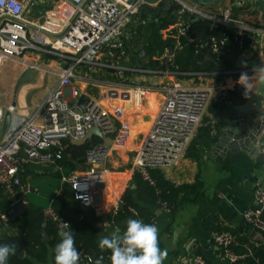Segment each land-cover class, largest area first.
<instances>
[{
	"label": "built area",
	"instance_id": "built-area-1",
	"mask_svg": "<svg viewBox=\"0 0 264 264\" xmlns=\"http://www.w3.org/2000/svg\"><path fill=\"white\" fill-rule=\"evenodd\" d=\"M146 1L0 0V67L14 60L24 65L25 69L40 72L43 68L38 58L50 57L57 67L50 68L49 75L58 77L56 85L36 107L32 116L26 117L19 112L18 107L14 108L9 94L6 105L0 101V186L11 207L19 202L25 203L30 194V187L23 183L21 177L29 165H55L63 159L65 141H86L93 131H99L104 143L93 147L87 155V165L92 169L83 175L74 173L63 177V183L72 188L75 199L82 206L99 210L102 207L100 186L105 189L110 184L106 168L101 167L113 151H127L131 147L133 131L128 119V108L136 104L140 97L146 99L153 92L166 90L165 102L139 147L133 164L142 178L152 186H155V182L150 170L163 171L180 163L212 104L238 109V100L231 98L226 91L211 87H188L176 80L164 88L159 85L139 87L112 84L105 95L107 105L89 97L84 108L77 106L81 98V91L74 86V80L80 81L77 71L84 67L114 68L102 61L114 57L116 51L125 48L127 28L132 18L148 5ZM168 1L175 6L176 21L163 30L174 46L165 44L168 48L160 53V60L167 67L158 73L162 76L174 79L185 76L191 80H201L213 75L207 72L182 73L171 69L178 51H183L184 43L194 42L191 19H198L201 24L210 27L207 38L203 39L204 43L195 46L197 53L209 47L212 57L217 61L234 50L244 52L247 46L264 37L261 17L252 24L234 14L233 9L243 8L246 1H237L234 6L220 9L205 8L192 0ZM258 72L262 73L264 69ZM7 112L11 113V122L1 138ZM39 120H42L40 125ZM235 124L244 132H249L250 126L245 117H238ZM107 140H111L109 146ZM254 195L257 208L248 210L244 219L264 236V185L258 186ZM44 216L46 221L55 223L59 230L63 227L62 222L70 227V223L52 208L47 209ZM0 219L7 222L4 215H0ZM152 224L156 225V221ZM212 240L226 251L233 263L242 262L252 255L250 249L247 254L236 255L233 248L240 246V241L229 233L215 231ZM78 252V264H95L94 257L84 250ZM194 264L208 263L204 257L197 256Z\"/></svg>",
	"mask_w": 264,
	"mask_h": 264
},
{
	"label": "crops",
	"instance_id": "crops-1",
	"mask_svg": "<svg viewBox=\"0 0 264 264\" xmlns=\"http://www.w3.org/2000/svg\"><path fill=\"white\" fill-rule=\"evenodd\" d=\"M237 1L247 2L243 8H236L240 15H245L246 10H251L255 20L261 17L258 13L257 0H222L218 6L213 8H228L234 6ZM240 54L234 71L224 75L211 72L213 75L209 78L201 80L199 78L195 80L187 79L186 82L180 81L178 78H168V76L161 77L162 79L149 76V83L153 82V85H159L161 88L171 86L176 80L188 87H211L228 93L236 92L239 95L246 93L247 95L244 102L237 101L239 103L238 109L220 106L210 107L205 117L206 120L204 119L200 129L204 127L208 130V133L211 132L213 143L207 145L206 148L205 140L201 136H196L195 143L187 150L180 163L161 171L164 177L178 190L179 194L174 210L167 211L164 208L155 211V221L159 230V247L162 251L167 250L168 253L163 264H194V259L197 256L204 257L208 264H232L233 261L227 257L226 251L218 247L212 240V234L215 231L229 233L240 241V246L233 248L236 255L247 254L249 249L252 251L250 245L258 247L263 244L264 236L258 231L261 238L255 240L252 238L256 230L246 223L244 215L248 210L257 208L254 195L255 189L264 185V139L260 140L258 144L261 155L258 154L257 156H250L247 153L231 156L228 154L227 151L230 150L227 148V151L222 149L213 150L219 137L227 130L239 127L235 124L238 117L243 116L247 119L250 115L256 116L263 110L262 108L258 111H247L245 113L239 111L246 108L247 105L255 106L252 101L257 98L260 86L264 83V72H258V70L264 69V37L255 41L253 45L247 46L245 51ZM102 62L103 64H109L107 58H104ZM50 68L55 69L53 66H50ZM109 69H90L88 67L79 69L77 73L80 81L74 80V86L81 91V97H93L99 99L102 104L107 105L105 95L112 84L150 87L147 79L125 82L108 80L107 77L111 73ZM242 74L247 76V80H240ZM37 77L40 80L39 82L35 81ZM49 77L54 76L40 73L35 76L31 84L23 86L20 104H17L22 115L26 117L33 115L38 106L29 105L26 99L32 90H42V87L46 85L45 81ZM57 80L58 77H56L54 84L49 87L50 89L46 91V95L56 85ZM165 99L166 90L163 89L162 91L153 92L146 99L140 97L136 104L128 108V119L133 131L131 147L127 151H113L109 158L110 163H105L101 167L107 169L110 183L105 189L99 191L102 207L99 210L91 208L84 210L82 208L85 213L93 211V214H89L87 218L83 216L76 217L78 221H83L96 229L98 228L99 236L108 237L116 231L110 232L105 223H109L108 219L114 217L121 208V200L126 190L129 187L133 190L136 189V186L132 185L133 178L138 173L133 167L136 153L152 129ZM72 102L74 103V101ZM41 123L42 120H39L38 124ZM93 137H96L95 139H98V142H101L100 144L104 143L102 137L96 135H91L87 141L93 140ZM106 144L109 146L111 140H107ZM87 166L88 168L85 171L79 169L66 176L74 173L83 175V173L92 169L91 166ZM43 167L46 171L57 170L64 173L60 162L50 166L29 165L22 174L24 184L32 187L30 193H36V186H33L31 182L37 178L38 168ZM61 190L56 193V196L61 195ZM53 193H50L46 197V202L42 203V205L49 206L47 209L52 208V199L55 197H53ZM36 202L40 201L36 200ZM25 203L28 204L27 201ZM6 218L7 222L0 219V224L5 226V230L0 226V236L10 228L11 222L16 220L12 217V211L10 216H6ZM9 234H15L14 230H11ZM238 250L243 252L238 253ZM51 254L52 249L49 251L48 261L42 264H53Z\"/></svg>",
	"mask_w": 264,
	"mask_h": 264
},
{
	"label": "trees",
	"instance_id": "trees-1",
	"mask_svg": "<svg viewBox=\"0 0 264 264\" xmlns=\"http://www.w3.org/2000/svg\"><path fill=\"white\" fill-rule=\"evenodd\" d=\"M233 12L236 16L240 15L236 9H233ZM132 20L133 22L130 23L128 28H130V33L134 36L133 39L146 40L145 46L149 48V54L157 57L163 48L158 31L166 29L175 23L174 11L145 7ZM190 23L192 24V39L194 42L184 43V49L177 55L175 65L171 69L182 73L215 72L221 75L234 71L241 52L234 50L219 61L212 57L209 47H205L204 51L197 53L195 46L207 38L210 27L204 23L201 24L192 20H190ZM149 34L150 37H147ZM129 43H131V40L125 41V48H127ZM109 72L111 73L107 77L108 80H118L115 71L109 70ZM229 95L231 98L243 102L247 97L246 93L239 95L236 92H229ZM215 106L218 107L217 104H214L212 108ZM197 136H201L205 140L206 148L207 145L213 143L211 132L208 133V130L204 129V127L199 130ZM95 138L93 137L91 141L86 140L82 144L64 142L63 159L60 161V166L63 168L65 175L79 169L85 171L88 168V153L93 147L101 143ZM194 143L195 141L192 145ZM59 174L55 173L58 177ZM150 175L155 182V186L145 181L140 173L135 174L132 185H135L136 189L133 190L129 187L126 190L121 200V208L114 217L108 219L109 223H105V226L109 227L110 232L119 229L122 235L127 227L126 221L130 218L152 224L156 220L155 211L164 209V206L169 210H174L179 195L178 190L164 177L161 171L150 170ZM21 177L23 181V174ZM30 188L32 190L31 186ZM61 191V195H55L52 199L51 206L56 214L70 223V230L73 231L77 250H84L86 254L96 260L104 257V261L101 264L111 263L109 258L111 256L110 250H101L98 246L100 239L103 238L99 236V229L76 219L77 216L87 218L89 214H93V211L85 213L82 210V205L75 199L72 188L68 184H64ZM32 194L30 193L26 197L30 210L26 211L21 218L11 222L10 228L0 236V245L14 243L18 246L17 253L8 258L7 264L46 263L51 249L52 262L55 264L54 250L61 241V237L58 235L59 229L55 223L45 220V211L49 206L42 205L40 202L37 203ZM11 211V202L5 197L0 186V214L10 216ZM0 226L5 230L3 224H0ZM11 230H14L15 234H9ZM44 235L47 237V242H44ZM108 237H111V235ZM250 247L252 248V255L239 262V264H264V244L258 247L250 245ZM237 252L242 253L243 251L238 250ZM22 253L25 254L24 258H20Z\"/></svg>",
	"mask_w": 264,
	"mask_h": 264
},
{
	"label": "rangeland",
	"instance_id": "rangeland-1",
	"mask_svg": "<svg viewBox=\"0 0 264 264\" xmlns=\"http://www.w3.org/2000/svg\"><path fill=\"white\" fill-rule=\"evenodd\" d=\"M228 1V0H225ZM159 5H147L146 7H149L154 9V7H157ZM145 8V7H144ZM250 9V8H249ZM243 19H245L248 22H256L255 18L251 14V10H246L245 15H240ZM135 16L133 17V19ZM133 22V20L131 21ZM168 28V27H167ZM164 29L158 31L159 39L161 43L163 44V48L161 49V54L166 50L168 47H165V44H170V46H174L169 35L163 31ZM131 40V43L127 45V48H124L123 50L116 51V54L114 57H108L109 64H113L114 68L109 69L111 71H115L116 78L120 82L125 81H141L144 79H147V83H149L150 78L149 76L153 78L162 79L161 74H158L162 71H165L167 67L164 65V63L160 60L162 58V55L158 58L156 56H152V54H149V48H147L146 40L142 39H133L134 36L130 33V28L127 29L126 39ZM150 37V34L147 36ZM181 52V51H180ZM178 51V54H180ZM142 55V56H139ZM152 56V57H151ZM38 61L40 65L42 66V73L49 74L48 69L50 66L56 68L57 65L53 63V59L50 57H41L38 58ZM118 67V68H117ZM23 68L25 69L24 65H20L19 62L11 60L6 62L3 66L0 67V101L3 105L7 104V94H9V100H13V92L14 87L17 81L18 76L23 72ZM171 72V70H170ZM114 75V74H113ZM177 78L180 81H187L188 77H181L177 76ZM39 82V78L37 77L36 80ZM56 81V77H49L48 80L45 81V86L42 87V90H32V92L29 94L27 100V103L29 105L34 104L35 106H39L43 99L48 95H46V91L50 89L49 87L54 84ZM35 82V83H37ZM146 83V85H148ZM150 87L154 84L153 82H150ZM149 86V85H148ZM23 87L19 89L17 92V100L18 104H20V97ZM214 104L211 105V107ZM107 164L110 163V159L106 162ZM110 166V165H109ZM101 169H105L104 167ZM107 170V169H106ZM38 176L35 178L31 183L33 186H36V193L32 194V197L40 203L46 202V197L50 195V193H53V197L56 195V193L62 189L64 186L63 183V177H67L64 173L58 172L57 170L53 171H46L43 168H38ZM59 174V177L57 175ZM40 189L39 191H37Z\"/></svg>",
	"mask_w": 264,
	"mask_h": 264
},
{
	"label": "clouds",
	"instance_id": "clouds-1",
	"mask_svg": "<svg viewBox=\"0 0 264 264\" xmlns=\"http://www.w3.org/2000/svg\"><path fill=\"white\" fill-rule=\"evenodd\" d=\"M241 79L247 80V76L242 74ZM62 224L58 232L61 241L54 250L55 264H78L80 253L75 247L73 231L67 223ZM126 225L122 235L117 229L111 237L106 236L99 241L101 250H110L111 264H163L168 253L159 247L157 226L131 218L126 221ZM17 248L14 243L0 245V264H7L8 258L17 253ZM102 259H97L95 264H101Z\"/></svg>",
	"mask_w": 264,
	"mask_h": 264
},
{
	"label": "water",
	"instance_id": "water-1",
	"mask_svg": "<svg viewBox=\"0 0 264 264\" xmlns=\"http://www.w3.org/2000/svg\"><path fill=\"white\" fill-rule=\"evenodd\" d=\"M194 3L208 8L216 7L220 4L222 0H192ZM258 2V13L261 15L262 20L264 22V0H257ZM146 3L149 5H159L158 8L164 11L173 10L175 6L171 4L168 0H147ZM192 21H195L196 19H191ZM161 54H158V57H160ZM35 79L34 70L27 69L23 71L19 77L17 78L14 92H13V100H12V106L14 108L17 107L18 100H17V92L19 89L25 85L31 84ZM86 101V97L82 96L77 105L80 108H84V104ZM252 102H254L255 106L251 107L250 105H247L246 108H242L239 111L241 113H245L247 111H258L263 108L262 111H260L256 116L250 115L247 118V123L249 124V132H244L241 127H233L229 130H227L215 143V147H213V150H225L229 149L230 151H227L229 155L231 156H237L244 153H247L250 156H257L260 154L258 144L260 140L264 139V83L260 86L259 94L257 95V98H255ZM11 122V113L7 112L4 117L3 126H2V132H1V138L5 135L7 132L9 125ZM93 135H96L98 137H101V133L99 131H93ZM227 148V149H226ZM101 189H103V186H100ZM135 188V187H133ZM84 210H89V207H82ZM12 210V217L13 219H17L22 217V214L26 211L30 210V206L26 203L19 202L11 207ZM263 215H264V208H263ZM252 238L258 239L261 238L260 234L255 231L252 235ZM47 237L44 235V242H47ZM263 244H264V240ZM25 254H20V258H24ZM237 264V263H232Z\"/></svg>",
	"mask_w": 264,
	"mask_h": 264
},
{
	"label": "flooded vegetation",
	"instance_id": "flooded-vegetation-1",
	"mask_svg": "<svg viewBox=\"0 0 264 264\" xmlns=\"http://www.w3.org/2000/svg\"><path fill=\"white\" fill-rule=\"evenodd\" d=\"M202 7H203V6H202ZM205 8H208V7H205ZM158 9H159V8H158ZM211 9H214V8H211ZM173 11H174V9H173ZM195 21H196V22H199L198 19H196ZM199 23H200V22H199ZM27 69H28V68H27ZM27 69H24V68H23V71H25V70H27ZM40 73H42V71H40V72L38 71V72H37V71L34 70V74H35V76L38 75V74H40Z\"/></svg>",
	"mask_w": 264,
	"mask_h": 264
}]
</instances>
